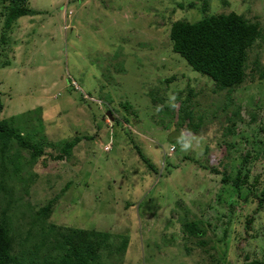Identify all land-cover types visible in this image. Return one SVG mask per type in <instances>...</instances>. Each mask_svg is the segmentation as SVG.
I'll return each instance as SVG.
<instances>
[{"label":"rangeland","instance_id":"374dc122","mask_svg":"<svg viewBox=\"0 0 264 264\" xmlns=\"http://www.w3.org/2000/svg\"><path fill=\"white\" fill-rule=\"evenodd\" d=\"M28 2L39 14L19 18L8 34L11 64L0 68L1 118H14L16 127L54 145L75 136L81 142L62 160L58 148L43 145L32 168L18 175L30 176L27 183L9 184L15 194L7 214L17 251L20 241L28 240L25 248L38 243L34 214L56 198L48 224L110 232L119 235L118 244L127 236L124 255L107 264L264 263V83L256 76L228 95L218 91L169 40L173 22L201 20L205 5L207 15L235 12L259 24L263 37L249 61L257 57L264 67V0ZM1 47L0 63L6 60ZM178 93L190 98L201 119L195 133L177 131L178 105L170 102ZM227 99L233 106L225 111ZM236 106L243 122L226 137ZM181 135L192 143L187 151L178 143ZM22 154L25 164L30 155ZM240 168L250 172L237 195L221 178L225 173L232 180ZM5 203L0 193V213ZM193 220L204 223V237L183 232V223Z\"/></svg>","mask_w":264,"mask_h":264},{"label":"trees","instance_id":"16d2710c","mask_svg":"<svg viewBox=\"0 0 264 264\" xmlns=\"http://www.w3.org/2000/svg\"><path fill=\"white\" fill-rule=\"evenodd\" d=\"M205 8L206 5L200 10L205 16L197 22L177 20L171 24L169 40L173 52L183 58L193 71L209 78L216 90L227 91V95L245 82L254 81L256 76L260 82L264 83V67L260 65L259 59L256 57L252 62L249 61L250 51L263 37L259 24L235 12L207 15ZM189 9H193V6L189 5ZM36 14L39 12L29 7L28 0H0V22L2 24L0 44L3 55L6 54L10 39L8 34L14 30L17 20ZM4 57L6 60L0 63V68L11 64L7 54ZM249 67L251 68L250 73L247 72ZM179 94H175L174 103L170 102L171 105H178L176 115L174 114L177 131L185 129L189 133H195L201 124V119H195L190 98L181 99ZM152 102L154 103V100ZM3 105L0 96V193L6 201L0 213V264H107L109 259L114 261L116 255H124L128 246L127 236H122L118 244L119 235L114 236L110 232L74 228L60 229L48 224L47 221L57 202L56 198L50 199L34 214L33 225L40 228L41 238L38 243L25 248L28 240L20 241L19 247L22 251H17L15 247L18 240L17 235H13L11 219L7 214L9 208H12L15 194L13 184H9L14 181L27 183L30 176L18 179V175L24 169L32 168L36 158L43 152V145L48 144V146L58 148L60 155L56 159H68L74 148L81 142V138L75 136L69 141L54 145L46 139L44 141L42 136L35 134L30 136L15 126L14 118H1ZM231 106H233V101L227 99L223 108L226 111ZM34 111L37 113L39 108ZM227 120L230 127L225 128L226 137L234 135L237 124L243 122L241 106H236ZM35 136L38 139H35ZM25 151L30 156L23 164L21 158ZM136 152L139 159L146 164L147 169L155 173L156 169L153 165L139 150ZM248 157L247 153L243 158L242 166L247 164ZM11 170L12 173H10ZM210 171L213 174H219L216 169H210ZM249 172L248 168H245L244 172L240 168L232 180L222 173L221 182L230 183L238 195L241 187L248 180ZM259 202L264 206V186ZM250 222L251 218L248 224ZM182 230L187 236L194 238H202L205 235L204 223L200 220L183 223ZM212 264L219 263L213 262ZM244 264L264 263L262 260L253 259L246 260Z\"/></svg>","mask_w":264,"mask_h":264},{"label":"clouds","instance_id":"9594fccd","mask_svg":"<svg viewBox=\"0 0 264 264\" xmlns=\"http://www.w3.org/2000/svg\"><path fill=\"white\" fill-rule=\"evenodd\" d=\"M175 99H176L175 96H172V97H171V100L175 101ZM172 106H173V107H176L175 104H173ZM107 117H108V116H107ZM178 143L181 144V148H182V150H184V151H187V150H189V149L192 147V143H191V141L188 140V139H187L186 137H184L183 135H181V137L178 139ZM107 145L110 146V148H111V137H110V142L107 143L105 146H107ZM105 146H104L103 150H104L105 152H108V151L110 150V148H109L108 150H105Z\"/></svg>","mask_w":264,"mask_h":264},{"label":"built area","instance_id":"2783aa9c","mask_svg":"<svg viewBox=\"0 0 264 264\" xmlns=\"http://www.w3.org/2000/svg\"><path fill=\"white\" fill-rule=\"evenodd\" d=\"M110 148V146H105V150H108ZM169 151L170 152H173L174 151V148L173 147H171L170 149H169ZM166 155H167V153H166Z\"/></svg>","mask_w":264,"mask_h":264},{"label":"water","instance_id":"95a60500","mask_svg":"<svg viewBox=\"0 0 264 264\" xmlns=\"http://www.w3.org/2000/svg\"><path fill=\"white\" fill-rule=\"evenodd\" d=\"M106 116H108L109 119L113 120V118L111 117L110 112H108V113L106 114ZM177 136H178V135H176V137H177Z\"/></svg>","mask_w":264,"mask_h":264}]
</instances>
